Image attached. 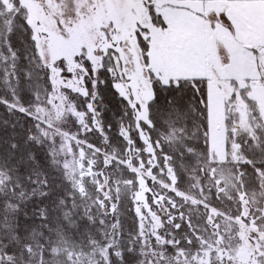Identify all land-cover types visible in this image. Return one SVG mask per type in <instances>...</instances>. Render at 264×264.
Segmentation results:
<instances>
[{
  "label": "snow or ice",
  "instance_id": "snow-or-ice-1",
  "mask_svg": "<svg viewBox=\"0 0 264 264\" xmlns=\"http://www.w3.org/2000/svg\"><path fill=\"white\" fill-rule=\"evenodd\" d=\"M0 264H264V0H0Z\"/></svg>",
  "mask_w": 264,
  "mask_h": 264
}]
</instances>
